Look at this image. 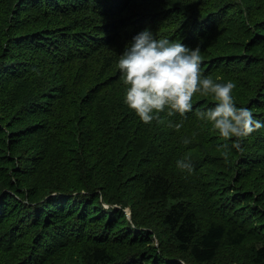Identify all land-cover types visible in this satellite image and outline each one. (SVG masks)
I'll return each instance as SVG.
<instances>
[{
  "label": "trees",
  "instance_id": "obj_1",
  "mask_svg": "<svg viewBox=\"0 0 264 264\" xmlns=\"http://www.w3.org/2000/svg\"><path fill=\"white\" fill-rule=\"evenodd\" d=\"M145 27L199 44L264 122V0H0V264H206L242 242L264 264V126L233 147L195 116L210 93L142 122L116 60ZM55 142L67 156L40 184ZM171 142L191 171L154 164Z\"/></svg>",
  "mask_w": 264,
  "mask_h": 264
},
{
  "label": "clouds",
  "instance_id": "obj_2",
  "mask_svg": "<svg viewBox=\"0 0 264 264\" xmlns=\"http://www.w3.org/2000/svg\"><path fill=\"white\" fill-rule=\"evenodd\" d=\"M200 45L190 47L181 39L168 35L157 36L145 27L126 43L116 60V67L125 85L123 103L132 109L142 122L158 118L162 111L169 116H184L193 110V94H212L215 103L195 109L198 120L209 126V131L227 141L234 137L232 146L239 148L240 139L255 128L264 126L251 109L238 105L232 95L234 82L220 81L204 74L201 67ZM180 128L181 123L169 122ZM184 144L189 143L185 138ZM227 148V144L221 145ZM227 156V152L224 153ZM180 169L191 171L193 164L187 157L176 160Z\"/></svg>",
  "mask_w": 264,
  "mask_h": 264
},
{
  "label": "rangeland",
  "instance_id": "obj_3",
  "mask_svg": "<svg viewBox=\"0 0 264 264\" xmlns=\"http://www.w3.org/2000/svg\"><path fill=\"white\" fill-rule=\"evenodd\" d=\"M218 50H220V48H218ZM233 82L235 85V87L232 89V94L234 96V99L238 100L240 102H244L246 94H250L249 92H246L248 90V88H250V87L247 85H244V86L241 85L239 83V80H236ZM86 123H87V121H86ZM86 123H85V125H86ZM34 141H37V140H34ZM173 142H171L172 144H168V143L162 144L160 149H163L164 153H163V155H161L162 158H159L156 160L157 162H154V164H157L156 166L160 167L164 163L166 168H168L170 166H174L176 169H180L176 165V160L178 158H181V157H186L187 152L181 151V149L176 144H174ZM60 147H61V144L59 142H55V143L48 144L45 146L46 158L43 160L40 167L35 172V174L37 175L36 177H37L38 183L45 184L46 173L49 170H52V168L57 166L55 163V156H57V155H59V156L65 155V157L67 156L66 154H62ZM114 151H115V149L112 152H111V150H109V151H107V153L111 152V154H112V153H114ZM170 154L175 156L174 161L172 163L171 162H165L164 161L165 157L170 155ZM108 156H110V155H108ZM161 162H162V164H158ZM57 170H59V169H57ZM258 172L259 171H254V175H257ZM165 173H168V172H165ZM69 177H73L72 172H69ZM181 178H184V177H181ZM178 179L181 180L180 178H178ZM253 182H254V180H253ZM106 205H108V203H106ZM115 205L120 206V204H115ZM125 208L126 209H124V210L126 212L127 217H130V212H129L130 207L127 205ZM242 243L240 245H236V246H231L228 244L223 245L221 248V251L217 254L216 259L212 260L213 262H208L206 264H226V263L242 264L243 260H241V258L244 255H246V253L249 251V249L247 247L248 243L247 242H244L243 244ZM182 262H183V260H182Z\"/></svg>",
  "mask_w": 264,
  "mask_h": 264
}]
</instances>
